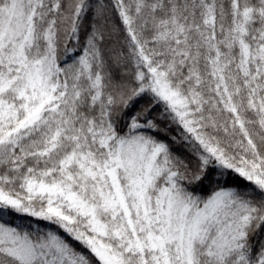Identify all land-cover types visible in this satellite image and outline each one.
Returning a JSON list of instances; mask_svg holds the SVG:
<instances>
[{
  "label": "snow or ice",
  "instance_id": "1",
  "mask_svg": "<svg viewBox=\"0 0 264 264\" xmlns=\"http://www.w3.org/2000/svg\"><path fill=\"white\" fill-rule=\"evenodd\" d=\"M0 264H264V0H0Z\"/></svg>",
  "mask_w": 264,
  "mask_h": 264
}]
</instances>
